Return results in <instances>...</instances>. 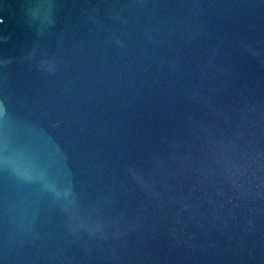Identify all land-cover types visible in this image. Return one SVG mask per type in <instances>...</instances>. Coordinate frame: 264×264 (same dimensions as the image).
<instances>
[{
    "label": "water",
    "instance_id": "1",
    "mask_svg": "<svg viewBox=\"0 0 264 264\" xmlns=\"http://www.w3.org/2000/svg\"><path fill=\"white\" fill-rule=\"evenodd\" d=\"M0 264H264V0H0Z\"/></svg>",
    "mask_w": 264,
    "mask_h": 264
}]
</instances>
